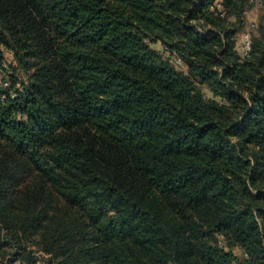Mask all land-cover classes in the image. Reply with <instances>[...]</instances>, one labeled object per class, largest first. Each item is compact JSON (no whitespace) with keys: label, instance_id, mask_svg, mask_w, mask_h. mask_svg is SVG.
Instances as JSON below:
<instances>
[{"label":"trees","instance_id":"1","mask_svg":"<svg viewBox=\"0 0 264 264\" xmlns=\"http://www.w3.org/2000/svg\"><path fill=\"white\" fill-rule=\"evenodd\" d=\"M0 70V264H264V0H0Z\"/></svg>","mask_w":264,"mask_h":264},{"label":"rangeland","instance_id":"2","mask_svg":"<svg viewBox=\"0 0 264 264\" xmlns=\"http://www.w3.org/2000/svg\"><path fill=\"white\" fill-rule=\"evenodd\" d=\"M252 13H254V14H256V16H258V18H259V14H260V3H257L256 4V6H255V8H254V10H253V12ZM251 15L252 14H250V17H251ZM253 17L254 18V20H256V18L257 17ZM240 38H241V36H240ZM240 38H239V40H240ZM12 62V54L11 53H9V52H6V54H5V65H7V66H10V63ZM6 73H7V71L5 72L4 70H0V78L1 77H3V76H5L6 75ZM207 95H210V92L207 90ZM31 250H33V251H36L37 250V246H33L32 248H31ZM240 251L241 250H237V252H238V254L240 255L241 253H240ZM38 252V257H39V259H38V261L36 262V260H35V264H41V262L42 261H44V259L45 260H47L48 258L47 257H43V259H42V254L39 252V251H37ZM34 254H35V252H34ZM4 255L3 254H1V257H3ZM27 256H30L31 258H34L35 256L33 255V252L31 253V254H29L28 252L27 253H25V258H24V262H22L21 261V258L20 257H18L16 260H14L13 262H11V264H29V261H28V259H27ZM41 261V262H40ZM5 262L7 263L8 262V259L5 257Z\"/></svg>","mask_w":264,"mask_h":264},{"label":"built area","instance_id":"3","mask_svg":"<svg viewBox=\"0 0 264 264\" xmlns=\"http://www.w3.org/2000/svg\"><path fill=\"white\" fill-rule=\"evenodd\" d=\"M216 4L218 7L221 6L219 1H217ZM255 27H256V21L255 20L248 21V24H247L245 30L243 31V33L241 34L240 40L237 43V49L241 53V55H243V56H247L249 54V52L251 51V48H252V32H253ZM175 59H176V63L178 65L184 66L181 58L177 57Z\"/></svg>","mask_w":264,"mask_h":264},{"label":"crops","instance_id":"4","mask_svg":"<svg viewBox=\"0 0 264 264\" xmlns=\"http://www.w3.org/2000/svg\"><path fill=\"white\" fill-rule=\"evenodd\" d=\"M254 10V9H253ZM253 10H251V11H249L248 12V14H247V18H248V20L249 21H252V20H254V18L253 17H255L256 16V14H254V13H252L253 12ZM250 14H252L251 15V17H250ZM257 18H256V20L255 21H257L258 20V16H256Z\"/></svg>","mask_w":264,"mask_h":264}]
</instances>
